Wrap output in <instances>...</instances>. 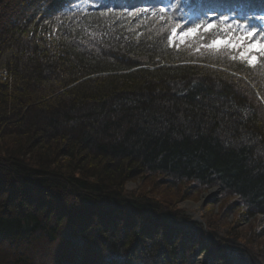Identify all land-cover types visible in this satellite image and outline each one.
Returning <instances> with one entry per match:
<instances>
[{
  "label": "trees",
  "instance_id": "1",
  "mask_svg": "<svg viewBox=\"0 0 264 264\" xmlns=\"http://www.w3.org/2000/svg\"><path fill=\"white\" fill-rule=\"evenodd\" d=\"M208 23L264 42V0H0V264H264V55L169 44ZM144 176L234 202L195 224Z\"/></svg>",
  "mask_w": 264,
  "mask_h": 264
},
{
  "label": "rangeland",
  "instance_id": "2",
  "mask_svg": "<svg viewBox=\"0 0 264 264\" xmlns=\"http://www.w3.org/2000/svg\"><path fill=\"white\" fill-rule=\"evenodd\" d=\"M178 33L182 35L183 32H178ZM240 37L237 36L236 38H240ZM205 38H206V33H203V31H201L200 35L196 39L189 40L185 44H180L179 39H177L175 44L177 45L179 44L181 46H187V47H190L193 45L197 46V42H203ZM240 44L242 45L240 50L243 51V46L251 45L252 43H248L246 42L245 39H243L240 41ZM193 47L198 48L195 46ZM252 51L258 52V49L254 48L252 49ZM163 184H166V183L165 182L161 183V181H158L155 183L150 179L149 176H144L142 178H137L136 180L127 182L124 186V191L126 193H131V192L139 191V190L140 191L144 190L146 192L151 190V192H154V193L150 192L152 195L156 194L155 200H151L153 203H156V201L159 202V204L161 202L163 203L175 202L176 203V201H178V203L176 204L177 208L184 210L185 212L184 214L189 216L191 218V221L195 224H205V223L208 224L214 216L219 214L220 208L224 204L228 202H234V198H230V197L222 198V193L220 189L217 187L212 188V189H205V190L202 189L199 192L196 191L197 193V196H196L194 195L195 189L183 188L187 184H184L180 188L178 186L171 185L170 187L169 185H163ZM211 192L214 193V196L202 201L203 196ZM183 194L187 195L189 198H186L185 200L180 201L179 197H181V195ZM188 203L197 204L199 205V207L198 209L191 208L187 206ZM197 214H200L199 218H197ZM233 221H234V215H230L227 219V223H233ZM236 227H237V233L239 234V237H241V241L243 240L245 242V240L250 237L251 231L257 227V224L255 222H251V223L240 222V225ZM258 243L264 246V236L258 240ZM201 257L205 258V264H211L212 255L209 254V252L204 251L200 253L198 257L196 258V264H198V261ZM213 264H218V262L214 261Z\"/></svg>",
  "mask_w": 264,
  "mask_h": 264
},
{
  "label": "snow or ice",
  "instance_id": "3",
  "mask_svg": "<svg viewBox=\"0 0 264 264\" xmlns=\"http://www.w3.org/2000/svg\"><path fill=\"white\" fill-rule=\"evenodd\" d=\"M159 11L164 12L165 8L160 7ZM218 27L219 25L216 23H208L206 25L198 24L196 27H189L187 31L182 33V35L179 34L176 29H173L171 36L168 38V42L170 45H175L177 39H179L180 44H185L189 40L196 39L200 35L201 31H203V33H209L216 30ZM232 27L233 26L231 24H225L224 27L220 29L224 35H216L209 43L201 45L200 48L196 49V51L199 52L201 48L215 52H219L224 49L239 51L242 47L240 41L243 40L244 37L241 36L240 38H236L232 32ZM177 28H179V24L177 25ZM261 31H264V28H262ZM255 34V31L247 33L248 36L252 37H254ZM254 48L258 49V54L264 55V42L256 41L254 44L243 46V51L240 52L239 58L246 59L250 64L253 63L256 59V55L252 52V49ZM232 58L236 59L237 57L233 56Z\"/></svg>",
  "mask_w": 264,
  "mask_h": 264
},
{
  "label": "bare ground",
  "instance_id": "4",
  "mask_svg": "<svg viewBox=\"0 0 264 264\" xmlns=\"http://www.w3.org/2000/svg\"><path fill=\"white\" fill-rule=\"evenodd\" d=\"M212 196H214V193L213 192H211L209 194H206L205 196H203L202 201H204L205 199L210 198ZM187 206H189L191 208H194V209H198V207H199V205L192 204V203H188ZM199 216H200V214H197V218H199ZM198 264H205V258L201 257L199 259V261H198Z\"/></svg>",
  "mask_w": 264,
  "mask_h": 264
}]
</instances>
